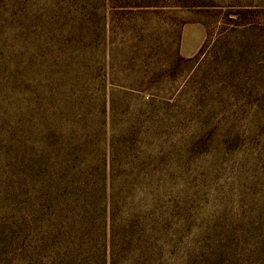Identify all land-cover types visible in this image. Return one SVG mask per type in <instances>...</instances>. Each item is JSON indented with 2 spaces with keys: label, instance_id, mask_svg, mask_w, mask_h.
<instances>
[{
  "label": "rangeland",
  "instance_id": "obj_1",
  "mask_svg": "<svg viewBox=\"0 0 264 264\" xmlns=\"http://www.w3.org/2000/svg\"><path fill=\"white\" fill-rule=\"evenodd\" d=\"M0 264H264V0H0Z\"/></svg>",
  "mask_w": 264,
  "mask_h": 264
}]
</instances>
